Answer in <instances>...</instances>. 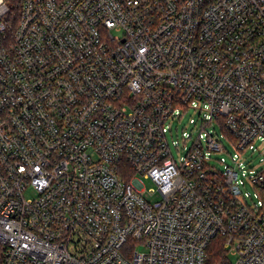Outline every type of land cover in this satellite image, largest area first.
<instances>
[{
	"label": "built area",
	"instance_id": "1",
	"mask_svg": "<svg viewBox=\"0 0 264 264\" xmlns=\"http://www.w3.org/2000/svg\"><path fill=\"white\" fill-rule=\"evenodd\" d=\"M8 12L0 264H264V0Z\"/></svg>",
	"mask_w": 264,
	"mask_h": 264
},
{
	"label": "rangeland",
	"instance_id": "2",
	"mask_svg": "<svg viewBox=\"0 0 264 264\" xmlns=\"http://www.w3.org/2000/svg\"><path fill=\"white\" fill-rule=\"evenodd\" d=\"M190 115H193V116H196L197 117V112H195L194 110H191L190 112H189V114L187 115V117L185 118V124L187 125V127H189V125L187 124V120H188V116H190ZM189 130H190V128H188ZM181 133H182V130L179 128V130H178V135H179V137H181ZM175 135H177V134H175ZM257 145H258V147H260V151H261V154H259L258 153V151H256L254 154V158H255V161H259V159H261L262 157H264V146L262 145V143L261 142H258L257 143ZM228 148H229V151L232 153L233 151H234V149H233V147L232 146H228ZM223 156H225L227 159H229V156L226 154V155H223ZM219 166H221L222 167V165L221 164H219ZM145 183H146V185L148 186V187H151L152 186V182L150 181V180H148V179H146L145 180ZM138 249H140V248H138ZM230 258H231V260H235V255H233V254H230Z\"/></svg>",
	"mask_w": 264,
	"mask_h": 264
},
{
	"label": "trees",
	"instance_id": "3",
	"mask_svg": "<svg viewBox=\"0 0 264 264\" xmlns=\"http://www.w3.org/2000/svg\"><path fill=\"white\" fill-rule=\"evenodd\" d=\"M9 6V12L6 17L7 21L16 23L20 15V0H6ZM0 261H1V251H0Z\"/></svg>",
	"mask_w": 264,
	"mask_h": 264
}]
</instances>
